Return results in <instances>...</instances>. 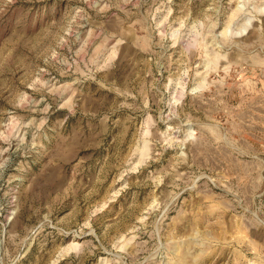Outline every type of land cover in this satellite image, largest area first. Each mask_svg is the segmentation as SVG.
<instances>
[{
  "label": "rangeland",
  "instance_id": "obj_1",
  "mask_svg": "<svg viewBox=\"0 0 264 264\" xmlns=\"http://www.w3.org/2000/svg\"><path fill=\"white\" fill-rule=\"evenodd\" d=\"M0 264H264V0H0Z\"/></svg>",
  "mask_w": 264,
  "mask_h": 264
}]
</instances>
